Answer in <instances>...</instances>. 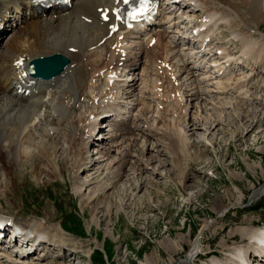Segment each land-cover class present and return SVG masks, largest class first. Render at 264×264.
Instances as JSON below:
<instances>
[{"label": "rangeland", "instance_id": "1", "mask_svg": "<svg viewBox=\"0 0 264 264\" xmlns=\"http://www.w3.org/2000/svg\"><path fill=\"white\" fill-rule=\"evenodd\" d=\"M209 1L211 2L209 7L212 10H222L223 22L232 18L236 20L233 21L234 27L216 26L213 30L214 36L218 38L227 37L226 35L229 33L237 34V36L234 35L236 43L233 42L231 46L228 44L227 47H230L236 56L241 55L242 57L241 61L237 59L239 62L230 78L237 77V81L242 85L237 84L234 88L236 92L225 96L222 91L227 92L231 84L225 83L227 79H224V83L222 81L223 84L218 81L216 86L220 93L216 94L215 87H212L214 82L203 81L205 73L199 70L200 65L198 67L186 66L182 62L183 56L188 52L179 48L181 46L180 39L186 41L185 38L191 36L190 21L193 20V15L199 17L201 14L191 12L190 8H185L180 9L176 14L178 19L174 21L175 28H169V26L166 28V35L173 44L170 57L183 75V85L179 87L181 90V94L179 90V97H181L182 103L186 101V97L188 99L186 114L183 117L179 115L178 118H172L168 112H165L162 113L161 119L159 113L152 107L150 101L153 97L151 96L152 92L150 89H144L146 83L143 84V82L147 75H143V77L142 71H137L136 82H126L127 85L136 84L135 87L131 86V90L128 89L132 93L128 97H134L130 99L129 103H134L136 98L134 93H137V90V94L140 93L138 98L143 96L142 91L149 90L144 96V100L146 99L150 106L147 107L148 111L144 101V104L130 112L134 114V120L138 122L142 115H147L151 128L159 131V135L156 137L149 134L153 136L148 137L150 142L146 147H149V151L145 155L146 159L151 158V155L154 156L150 165H146L147 161H144L143 167L147 166V168L142 169V173H135L132 167V162L138 160L136 158L140 153L138 148L143 147L145 141L143 133L136 131L137 126L134 129L137 132L136 137H132V135L118 137L119 144L124 139L127 141L128 138L131 139V142H126L125 145L119 147H112L110 151V148L104 149L110 144V141L104 140L103 143H97L98 146H93L90 150L89 145L85 146V142L83 145L78 140L82 137V131L85 128V125L78 122L79 114L89 109L87 104L82 105L77 113L74 111V115L71 114L73 115L71 121L74 122L71 125V121H67L70 126H66L65 130L54 123V117L50 115L52 109L49 108L50 112L48 110L44 115L42 112L43 118L41 116V120L37 119L34 121V126L30 124V128H28V131L34 132L32 135L34 139L28 144L20 145L18 155L21 153L24 157L25 154L33 152L35 146L39 147L41 143H44L48 148L54 147L50 151L53 152V157L51 155L50 158L54 162L52 161V166H49L47 162H39V174H36L33 171L35 169V166H32L33 162L28 160L26 162L27 157L24 160L20 154L21 159L18 160V166H14L13 169L8 168L12 172L10 180L12 184L6 179L4 171L0 169V211H2V207L5 208L17 221L30 225L34 231L37 228L51 234V239L60 234L65 240L58 243L65 244L68 251L64 250L62 258L60 255L54 254L53 248L49 252L41 251L35 253L33 259L30 257L27 262L23 261V264H147L150 258L158 264H204V261H199V258L214 254L211 252L206 256L205 253L209 250L228 252L227 249L235 245L234 242L226 243L224 236L218 237L214 244L208 242L215 236L216 228L221 227V223L226 217L231 220L236 218L245 221L248 219L257 220V227L261 223L264 224V196L252 200L254 191L264 186V55L258 60L252 59V55L250 58L247 57L245 55L247 52L243 51L242 41L243 34L249 37L251 35L248 28L257 29L258 34H253L254 39L249 38L248 40L253 39L249 41L250 44H253L254 41L255 44L257 43L256 48L259 46L264 52V0H261L258 9L262 18L256 20L259 22L256 24L257 27H253V24L250 25L254 10L253 3H245L241 7L240 18L237 13V16L231 14L234 10L230 9L231 5L226 4V0ZM228 1L238 3L241 0ZM235 29H237V33ZM170 31H175V33L171 34ZM11 35L12 33L9 36ZM140 41L138 35H132L129 39L128 52L132 58L144 47L140 46ZM257 51L259 52V49ZM209 52L213 53L212 50ZM194 53L199 55L200 51L197 49V52ZM86 56L89 57V55ZM147 56L143 55L141 58L143 63H148ZM96 58L98 57L94 56L93 51L90 62L92 63ZM221 60L222 62L218 61V63L226 69L229 62L225 59ZM228 60L231 62V58ZM86 61V63L89 62L88 58ZM141 61H139V69L143 64ZM192 61L195 62L194 59ZM206 62L204 59L203 64ZM240 62L244 63V67L241 68ZM257 62H260L259 67ZM90 68L88 67V69ZM227 69L230 70V68ZM240 70L245 74L240 75ZM256 71L257 74L252 77ZM149 75H151L150 72H148V78ZM151 77L153 78V76H150V81H152ZM156 78L160 79L158 74ZM197 79H200V82ZM99 83L98 90H104L105 83L100 80ZM164 83L165 85L170 84L168 81ZM207 86L209 88L205 89ZM172 88V91L177 89ZM206 90H209V93ZM64 91L58 93L63 94ZM164 98L166 99V97ZM141 101L143 99L139 98L138 103ZM160 104L162 103L160 102ZM114 107L120 109L118 105ZM169 107L173 108L174 113H177L179 108L180 114H183L184 107L179 100L173 101ZM154 114L158 116V119L152 118L155 116ZM145 118L142 117L138 123L140 126L145 120V123H142L140 127H144V131L149 127V120L147 121ZM79 120L83 122L82 118ZM193 123H196L197 126L191 127ZM56 125L61 127L58 141L52 142L47 137L48 141L44 135L48 134L49 128L54 132L57 131ZM70 132L75 133V136L72 135V141L78 140L76 151L69 145L67 136ZM169 137L174 141L176 147H173ZM132 138L135 141H132ZM33 140H35V144L32 143ZM116 142L111 145L115 146ZM84 149L86 154H83L85 153ZM128 149L136 151L135 156H127ZM83 158L88 164L78 168L81 163H85L84 160L81 161ZM122 159V162L126 161L125 163H127L124 171H122V162H120ZM130 161L132 162L130 163ZM60 162L64 163L63 172L59 168ZM0 165L3 167L2 164ZM92 165H94L93 168H90ZM119 170L122 172L120 171L121 176L117 178ZM139 183L143 184L137 191L136 186ZM101 195H105V198L99 199ZM218 195L223 196L225 200V206L221 210H218L215 204ZM225 224L229 225L227 233L240 231L245 226L234 221H226ZM238 237L241 240L240 235ZM179 241L180 248L173 255L167 249L170 250L171 244ZM247 243H239V247L243 251L245 250L244 253L254 248L258 254H262L259 248L253 246L252 243V245ZM191 244H195L197 247L195 251ZM39 250L43 249L39 248ZM56 251L60 253L59 246L56 247ZM193 252L195 254L191 256ZM197 252H202V254L195 258ZM45 254L47 255L46 259H44ZM52 254L54 256L50 257ZM6 257L9 256L6 254ZM48 257L50 258L48 259ZM222 259L224 258L222 257ZM18 262L21 260L17 259L14 264ZM226 264H236V260L227 258Z\"/></svg>", "mask_w": 264, "mask_h": 264}, {"label": "bare ground", "instance_id": "2", "mask_svg": "<svg viewBox=\"0 0 264 264\" xmlns=\"http://www.w3.org/2000/svg\"><path fill=\"white\" fill-rule=\"evenodd\" d=\"M115 1L116 0H76L75 8L72 9L71 11H69V13H66L64 15L59 14L57 19H54V15H50L48 18H43L42 20L36 19L35 21L31 22L25 29H22V30L16 32V34L13 35L8 42L7 52L0 54V81H2V83H0V150H1V153H0L1 163L0 164L3 165V167L0 165V169H2L4 171L5 177L7 180H9V182H10L11 177H12L11 176L12 172L9 171L8 168L13 169L14 166H18L17 165V164H19L18 160L21 159V156L23 157V155L21 153H20L21 156H19L20 154L18 155V147L20 145L23 146V144H28L31 142L32 139H34V136H32L34 132L28 131V128H30L29 127L30 124H33V126H34V123H35L34 121L41 118L42 112H43L42 108L45 106V99L48 95V94L41 95L38 98L33 99L31 101H22L21 102L14 95L15 90L12 92V94L8 93L9 87L7 89L3 88V85H5V83H6V81L4 82L3 79L12 73L13 61L18 60L20 57H28V60L30 61L36 57L52 56V55L57 54V53L62 54L71 60V63L68 66V68L66 70H64L59 76L56 77L55 90L60 88L59 90H61V91L65 90V91L63 94L60 95V97L58 98V100H56V102H53L49 106V108L52 109L50 115L52 117H54L53 118L54 121H56L59 126H63L65 124H68V123H66V116H67V114H73V112L75 111V107H73L72 110L70 111L69 108L72 107V105L69 104L68 105L69 107L66 106L67 105L66 104L67 96L70 98V100H72V102L74 103V106H75V104L81 105V103H85V101H87V99H88L87 95L88 94L91 95L92 88L97 89V83L98 82L97 81L95 83L93 82V80L96 78V73H99L101 78L104 77L101 74H104V72L102 70L104 69V67L106 65V63H105L106 59L105 60H104V58L100 59V56L104 54V51H106V55L108 53H112L113 51L111 50L110 44H109V46H105L103 48H100L101 50L97 49L99 47L100 41L107 36V31H108L107 25L102 24L98 19L100 16L98 13V9L101 7L103 8L106 6L113 5ZM227 3L230 4L231 7H233V8H231L232 10L235 9V12L240 16V18L242 15V13L240 12L241 7H243V5L245 3H253L254 10H253V14L251 17L250 25L253 24V27L254 26L257 27L256 24H259V22H257L256 20L258 18H260V19L262 18L261 13H258V9L260 8L261 0H241L238 3H235V2L230 3L228 0H226V4ZM230 5H228V6H230ZM10 14L11 13H5L4 14V17L6 18V20H8V18L10 17ZM206 17L208 18L209 22L215 21V18H217V17H218L217 24H219L220 21H222V16H220V14L215 15V14L211 13V14H207ZM243 20H244V16H243ZM200 25H203V23H201ZM204 26H207V23L204 24ZM134 29L136 32H140V28L138 26H134ZM209 31L211 32V30H209ZM126 34L128 36L127 32H126ZM131 36L132 35H129L128 38L125 37V39L123 41H121L122 47L125 49V52H128V49L130 48L129 47V39L131 38ZM201 36H203V35L200 34L198 37H201ZM203 37L205 38L206 36H203ZM203 37H202V41L204 39ZM245 37H246L245 39H249V38L254 39V36L252 34L250 35V37L248 35ZM202 44H203V42L201 43V45ZM256 44L253 41V44H250V42H247L244 45L245 49H248V50L251 49L250 55H252V59H254V60H258L259 58H262V55L264 54V52H262L261 47L258 46L256 48ZM92 46H95L96 48H91ZM72 49H75L76 52H72ZM208 49H209V47L207 48L206 51H208ZM258 49H259V52L257 51ZM223 50H224V53L222 54L221 59H223V60L225 59V60H227V62L230 63V61L228 60V58H231L230 53L225 52V49H223ZM93 51H94V56L96 55L98 57L96 59L99 60V62H97V64L94 61L92 63L90 62L91 55L93 54ZM144 51H143L142 56L145 54ZM148 53H150V52H148ZM86 55H89V57H90V58L88 57V61H89L88 63H86L87 62L86 61V58H87ZM195 56H191V60L194 59V61H195V62H193L194 65L198 64L196 62ZM111 57H112V58H110V59H112L111 62H113V60H115L116 57H114L112 54H111ZM141 58L139 57V59L135 63L130 64L128 66V69L132 67V70H135V71L137 69L139 70V66H140L139 61H141ZM127 60H128V58H127ZM212 62H216L215 66H214L215 69L213 70V72L211 70L210 71L205 70V72H204L205 74L204 73L203 74H204L205 78H209L214 74L212 79H214V80L218 79V81L220 83H222L223 79H226V78L224 76L218 77L217 73H220V70H223L224 74L227 77L230 70L222 67L220 65V63H218V61H212ZM238 62L239 61L237 60L236 64H238ZM9 63H11V65ZM158 64L161 65V63H158ZM205 64H207L211 67L210 63L206 62ZM89 66H92V70H88ZM145 67H146V65H145ZM197 67H198V65H197ZM162 68L163 67H161L160 69H162ZM145 69L146 68H144V70ZM183 69H185V68H183ZM13 71H15V69H13ZM173 74L176 75V73H173ZM256 74H257V71L255 72V75ZM99 75H98V77H99ZM146 75H147V73H146ZM201 75H202V73H201ZM122 76L123 75H121L120 77H122ZM158 76L162 80V77H160V75H158ZM106 78H108V75H106ZM129 79L131 80V78H129ZM152 79L153 78L151 77V80ZM160 79L156 78L155 80H152L151 82L154 84V82L155 83L159 82ZM130 80H126L123 83V85H120L121 83L118 82L117 84L112 86V88L109 87V85H110L109 82L108 81L106 82V89H105L106 91L103 94V96L101 97V99L102 98L106 99L108 95L112 94V100L110 101V105H109V109H110L109 112L122 111V110L125 112H130V110H132V111L135 110L136 107L132 108L134 106L133 102L129 103L130 99L134 98V97H132V96L128 97V96H130L132 94L129 90H131L132 87H135L136 84L135 85H133V84L127 85L126 82H128ZM197 80L200 82V79H197ZM179 81H180V77H179ZM230 81H232V78L229 79V82ZM90 82L93 83L91 86L89 85ZM229 82L227 85L230 84ZM168 83H171V81H169ZM203 83L204 82H202V84ZM153 84H149V86H152ZM164 85H165V83L163 84V86L157 85V88L164 87ZM203 85H205V84H203ZM216 85H217V83L215 84V86H212V87H215L214 92L220 93L218 88H217L218 86H216ZM125 86L127 87V89L123 90V88ZM154 87H156V85H154ZM203 88H204V86H203ZM207 88H209V87L207 86L205 89H207ZM172 89H175V88L173 87ZM107 90H110V92L108 93ZM179 90L180 89H178V88L175 89V91L171 90V91H169L168 94L172 95L173 93L179 92ZM189 91H191V90H189ZM206 91H208V93H209V90H206ZM124 92L126 95V99L128 97V99H127L128 101L126 103H124V105H119L116 103V99L120 98L124 94ZM134 94H136V93H134ZM180 94H181V90H180ZM82 96H84L86 99H83ZM94 96H98V95H94ZM163 96L165 97V94L162 95V97ZM81 99H82V101H81ZM115 105L120 106V109H115V107H114ZM181 112H182V109H181ZM55 113H56V115H55ZM140 120H139V122H140ZM79 122L81 123L82 120H79ZM139 122L138 121L136 122V120L134 122H132V121L130 122L131 124H133V123L136 124V126H137L136 131L142 132L143 138L145 139L144 144H143L144 146L140 147V149L138 148V150L140 152L139 155L136 157L138 160L137 159H136L137 161L134 160L135 162L130 161V163L132 162V164H133V165L132 164L131 165H132L135 173H138V172L142 173L144 168L145 169L147 168V166L143 167L145 164L144 161L145 162L147 161L146 165H150V162H152V160H153L152 157L154 155H151V158H149V159H146V155H145L146 152L149 151V147H146L148 142H150L148 137L149 136L152 137L153 135H154L153 137H156L157 135H159V131L152 129L151 126H149V129L147 130L148 131V134H147V131H144L145 129L140 128V126L138 125ZM70 124H72V122H70ZM111 124H113V121L111 122ZM97 125L98 124L96 122H94L92 125L91 135L84 138L85 146L92 144L91 142H92V140H94L93 139V137H94L93 133H95V131L98 127ZM124 125L126 127V123ZM194 126H197V124L193 123V125H191V127H194ZM125 131H126L125 136L126 135H132V137L133 136L136 137L137 132H135L134 128L129 127V129L126 128ZM48 134H49V132H48ZM48 134L44 135V138L47 139V137H48L50 139V141L52 140V142H54L56 139L54 140V137H52V138L49 137ZM149 134H153V135L151 136ZM125 136H124V138H125ZM67 137H69V143H70L69 145L71 146V149H75V151H76L77 150L76 142H78V141L73 142L72 141V135H69ZM35 140H33V142H32L33 144H35V142H34ZM169 140L173 144V147H176L174 141H172V139H170V137H169ZM128 142H131V139H129ZM51 149H54V147L48 148L47 145H45L44 143H41L39 147L35 146V149L33 152H30V154H28V155L25 154L23 159L25 160L27 157L26 162H27V160L33 162L32 166L33 165L35 166V169L33 171H34V173L39 174V165H40V164L38 165L39 162L40 163H42V161L44 163L47 162V164L49 166H52L51 164H52L53 159H51L50 157H51V155L53 157V152H50ZM81 150H83V149L81 148ZM75 151H74V154H75ZM84 151H85V149H84ZM127 151H126L127 153L125 152L127 154V156H135V154H136V151L134 152L133 149H130V150L128 149ZM54 152H56V151H54ZM83 154H86V151ZM83 160H84V158L81 159V161H83ZM84 161H85V163L84 162H83V164L81 163L78 168H82L88 164V163H86V160H84ZM122 161H123V159L120 162H122ZM12 162H15V163L12 164ZM125 162H122V171L125 170V164H127ZM63 164L64 163H62V162L59 163V168H60L61 172H63ZM93 166L94 165H92L90 168H93ZM120 171L121 170H119L118 175H116L117 178L121 176L120 173L122 171L121 172ZM10 183L12 184V182H10ZM142 184L143 183H141V184L139 183V185L136 186L137 191H138V189H141ZM263 196H264V186L261 187L260 189L255 190L253 193V198L255 200L260 199ZM102 197L105 198V195H101L99 197V199ZM215 204H216V207L218 210L223 209L225 206L224 205L225 204L224 197L221 195H218V197L215 201ZM224 221L221 223V227L216 228L215 236H213L211 239H209L208 242L214 244L218 237L224 236L226 243H233L234 242L235 245H234V247L227 249L228 255L227 256L225 255L223 257L224 259L213 257L208 261V264H226L227 258L236 260V264H247L248 263L247 262L248 254L247 253H249L250 250H248V252L244 253L245 250L243 251L242 248L239 247L240 246L239 243L244 244L248 240H251V242L249 244L252 243L253 246H255L256 248H259L262 251V254H260L261 256L264 255V226L261 227L262 224L259 227H257L256 226L257 220H249L248 219L245 221V220H241V219H237V218L231 220L228 217H226V219H224ZM226 221H234L237 224H241L243 226L245 225L244 229H240V231H236V232L231 231V232L227 233V231L229 229V225L225 224ZM23 225H25V224H23ZM27 226H29V225H27ZM31 232L35 233L36 231L31 229ZM238 235H240L241 240L238 237ZM54 238H58L60 241L65 240L61 237L60 234L55 236ZM50 239H49V242H51ZM191 245H193V244H191ZM179 246H180V241L178 243L174 242L173 244H171L170 250L167 248L166 249L169 252L173 253V255H174V254H176V251H178V248H180ZM193 246H194L193 251H195V249H197V247L195 246V244ZM248 246H250V245H248ZM253 249L254 248H252V250ZM222 250H224V249H222ZM213 251L214 250L211 249L208 252H206L205 253L206 256H208L209 253L211 254V252L214 253L212 255H217V253L218 254L222 253L220 250H216L215 252H213ZM6 254L9 256L8 252H6ZM194 254H195L194 252L191 253V256H194ZM201 254L202 253H200L199 255H201ZM196 255H197V253H196ZM196 255H195V258H198L199 256H196ZM254 259L257 260V257L254 256ZM147 264H158V263H155L154 259L150 258V260H148Z\"/></svg>", "mask_w": 264, "mask_h": 264}, {"label": "water", "instance_id": "3", "mask_svg": "<svg viewBox=\"0 0 264 264\" xmlns=\"http://www.w3.org/2000/svg\"><path fill=\"white\" fill-rule=\"evenodd\" d=\"M58 65L59 66L62 65V62H56V64H54V66H58ZM59 69H60V67H59ZM59 69H57V70L50 69L49 72H48V75H52V74L57 73Z\"/></svg>", "mask_w": 264, "mask_h": 264}, {"label": "snow or ice", "instance_id": "4", "mask_svg": "<svg viewBox=\"0 0 264 264\" xmlns=\"http://www.w3.org/2000/svg\"><path fill=\"white\" fill-rule=\"evenodd\" d=\"M129 2V0H124V3H128ZM104 19H107V16H105L104 17ZM115 29H113V31H114Z\"/></svg>", "mask_w": 264, "mask_h": 264}]
</instances>
